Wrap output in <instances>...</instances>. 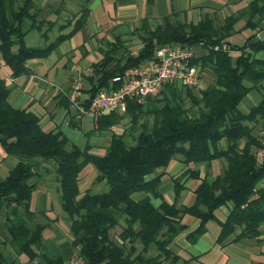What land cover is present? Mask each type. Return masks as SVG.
Masks as SVG:
<instances>
[{"label":"trees","instance_id":"16d2710c","mask_svg":"<svg viewBox=\"0 0 264 264\" xmlns=\"http://www.w3.org/2000/svg\"><path fill=\"white\" fill-rule=\"evenodd\" d=\"M78 13L71 25L68 22L59 29L64 31L71 26L67 33L43 47L29 48L23 43L26 33L51 27L52 23L37 18L32 0H0V57L11 79L26 75L27 61L47 57L58 43L79 30L87 10L81 8ZM255 16L259 19L252 23ZM242 18L246 28L256 29L264 19V5L259 6V0H253L244 10L226 17L221 25L206 17L195 25L176 23L155 29L143 26L138 31L142 47L136 54L126 52L121 39L108 44L101 58L91 65L83 106L99 90L118 89L119 85L112 83L114 77L151 59L157 47L167 44L202 48L204 54L197 56L194 63L209 69L214 79L197 94L189 88L168 86L162 96L144 104L128 101L129 134L134 144H128L123 135L113 134L101 157L88 154V148L79 150L71 145L66 149L67 140L59 132H43L34 114L8 104L9 88L0 79V147L17 159L0 181V207L6 209L3 224L9 236L8 245L18 256L38 264H63L60 257L51 258L45 251L42 232L48 227L47 221L37 222L35 214L29 211L34 186L27 182L32 177L27 161L34 159L55 164L59 207L69 218L73 253L84 264H161L169 255L168 244L186 229L181 223L185 215L199 220L196 230L187 235L190 242H195L206 232L209 221H217L214 212L228 203L231 204L228 216L224 222H218L221 229L218 242L237 229L240 233L236 239L264 233V160L260 165L256 163L255 151L261 146V139L253 129L261 121L264 130V57H256L258 53L264 55V41H254L253 36L241 47L226 42ZM41 35L44 37L45 32ZM223 46L239 55L231 56L223 51ZM215 47L218 49L214 50ZM252 91L258 92L259 102L242 113L239 105ZM184 99L197 108V117L191 118L183 109ZM64 103L68 105L66 100ZM144 116H150L152 123H140ZM121 119L115 113L96 116L93 132L109 130ZM136 126L140 132L133 134ZM222 139L228 142L225 151L217 148ZM176 156H181L185 165L208 166L224 159L226 167L210 182L206 177L201 179L190 206L176 202L185 189L180 184L182 175L173 180L174 203L162 201L154 207L147 196L136 201L134 196L139 193L157 196L155 188L162 175L151 180L146 177L166 168ZM86 165L96 171L93 183H104L103 192L85 190L79 194L77 176ZM188 173L192 179H199L197 172ZM88 206L98 212L83 213ZM117 213L125 217V225L119 227L115 237L111 232L118 228ZM41 217L45 219L43 213ZM2 246L0 241V264H19L15 260L5 261Z\"/></svg>","mask_w":264,"mask_h":264},{"label":"crops","instance_id":"0c3cea01","mask_svg":"<svg viewBox=\"0 0 264 264\" xmlns=\"http://www.w3.org/2000/svg\"><path fill=\"white\" fill-rule=\"evenodd\" d=\"M52 1H56L55 7H52L48 0H39V5L32 0L38 12L37 18L52 23V26H43L40 31L31 30L26 33L23 37L25 47H43L53 42L58 35L67 33L74 21L73 17H78L81 8L87 10L85 21L79 30L58 43L47 57L27 61L26 75L11 79L10 71L3 65L0 57V79L4 80L9 88L7 102L14 109H25L34 114L43 132H59L67 140L66 149L71 145L79 150L88 148V154L101 157L105 149L109 147L113 134L123 135L124 140L130 145H133L134 141L128 133L125 119H121L109 130L93 132L95 128L93 117L79 116L68 105L65 106L64 102L75 69H78L81 75V88L77 93V100L83 105L89 88L86 78L92 75L91 65L101 58V52L116 39L122 40L125 50L127 48L124 45L131 43L139 44V50L142 45L138 39V31L140 32L143 26L155 29L166 24L195 25L206 17L221 25L226 17L244 10L253 0H78L80 7L74 4L75 8L63 5L62 0ZM262 4L264 5V0H259V6ZM258 19L259 17L255 16L252 23L257 22ZM68 22L70 27L59 31ZM43 31L44 37L41 35ZM234 31V34L226 39L227 43L234 46L241 47L253 36L254 41L263 39L264 19L260 21L256 29L246 28L245 19H239L234 25ZM196 54L200 56L204 54V50ZM230 55L236 57L239 53L233 52ZM256 57L263 58L264 55L258 53ZM202 69L204 89L205 78L212 81L214 75L209 69ZM82 72H87L88 75L83 76ZM250 93L241 101L245 110V112L241 111L242 113H247L259 102L255 96L249 97ZM227 147L226 139L217 143L219 151H225ZM16 163L17 159L5 154L0 147V181ZM27 163L31 165L32 172V177L27 182L34 186L29 199V211L35 214L37 222L47 221L48 227L42 232L46 253L51 258L60 257L63 264H66L74 249L70 247L69 218L61 211L58 203L55 164L52 161L44 162L40 159L28 160ZM225 167L224 159L213 161L208 166L192 163L185 165L182 157L176 156L166 168L157 169L146 177V180H151L162 175L159 185L155 188L157 196L139 193L134 196V199L138 201L147 196L154 207H158L162 201L172 204L175 202L173 180L182 175L180 184L185 189L176 202L177 205L190 206L194 201L193 192L201 179L206 177L210 182L221 175ZM191 171L197 172L199 179H192L188 173ZM95 176L96 171L91 165H86L79 172L77 176L79 194L85 190H90L91 193L104 191L103 182L93 183ZM230 210V203L218 208L214 212L217 221H209L206 224V232L195 242H190L187 235L196 230L199 220L185 215L181 223L186 226V229L168 244L169 255L162 260L161 264H264V233L257 237L236 239L240 233V229H237L218 242L221 230L218 222H224ZM94 212L98 211L88 206L83 213ZM41 213L44 214L45 219L41 217ZM5 216L6 209L0 207V241L3 242L4 259L7 263L12 260L19 264L27 263L28 261L18 256L15 249L8 245L9 236L3 224ZM115 219L118 228L125 225V217L121 213H117Z\"/></svg>","mask_w":264,"mask_h":264},{"label":"built area","instance_id":"2783aa9c","mask_svg":"<svg viewBox=\"0 0 264 264\" xmlns=\"http://www.w3.org/2000/svg\"><path fill=\"white\" fill-rule=\"evenodd\" d=\"M260 40L264 41V38ZM222 49L229 54L235 52L226 46ZM196 57L195 47L168 44L157 47L151 59L112 79V83L119 85L118 89L97 91L87 106H83L77 100V93L81 88V75L79 70L75 69L66 95L68 106L79 116L90 115L94 118L115 113L119 117H125L128 101L144 104L148 99L159 96L168 86L182 85L191 90L201 91L203 69L194 63ZM82 75L87 76L88 73L82 72ZM255 160L258 165L264 160V135L261 138V146L255 151ZM262 186L264 187V182ZM76 250L75 246V252ZM22 264L38 263L30 261ZM66 264H84V261L76 253H72Z\"/></svg>","mask_w":264,"mask_h":264},{"label":"rangeland","instance_id":"374dc122","mask_svg":"<svg viewBox=\"0 0 264 264\" xmlns=\"http://www.w3.org/2000/svg\"><path fill=\"white\" fill-rule=\"evenodd\" d=\"M63 1V5H67V7H71V8H75L74 7V4L75 5H77L78 7H80V2H78V0L76 1V0H62ZM35 2L39 5V0H35ZM48 3L52 6V7H55L56 6V1H52V0H48ZM129 43L131 42V40L130 41H128ZM138 45L139 44H136L135 43V45H133L132 43L131 44H125L124 45V47H126L127 49V51L126 52H128V53H131V54H136L137 52H138ZM201 50H203L202 48H200V47H195V51L196 52H198V53H200V51ZM235 53H237V52H235ZM197 55V54H196ZM234 55H237V54H234ZM204 83H205V86H204V89H205V87L208 85V84H211L212 83V81H210V80H208V78H205V80H204ZM192 92L194 93V94H197V91H194V90H192ZM165 94H166V92H165ZM163 94H161V96H162ZM251 96H255L256 98H257V102L259 101V94H258V92H256V91H252L250 94H249V97H251ZM185 98V97H184ZM146 103V102H145ZM182 107H183V109H185L186 111H187V114L191 117V118H195V117H197V115H198V112H197V108L196 107H193V106H191V103H190V101L188 100V99H184L183 100V104H182ZM239 110L240 111H243V112H245V110H243V107H242V102L240 103V105H239ZM130 115H128L126 118H122V120L123 119H125L126 120V125H128V127H127V130H129V129H131V127H130ZM145 121H147L148 123H152V118L150 117V116H144L141 120H140V123H143V122H145ZM253 125V124H252ZM254 134L258 137V138H262V137H260V136H263L264 134H263V127L261 126V121H259V123L258 124H255V126H254ZM138 132H140V127L139 126H136L135 127V129H133V134H137ZM128 133H129V131H128ZM263 134V135H262ZM137 196V195H136ZM118 232H119V228H116V229H114V230H112V232H111V234L112 235H114L115 237H117V234H118ZM72 240H70V247H72L73 248V245H72Z\"/></svg>","mask_w":264,"mask_h":264}]
</instances>
